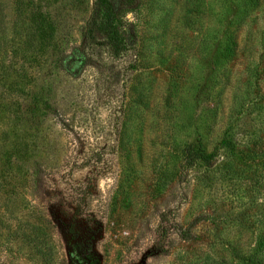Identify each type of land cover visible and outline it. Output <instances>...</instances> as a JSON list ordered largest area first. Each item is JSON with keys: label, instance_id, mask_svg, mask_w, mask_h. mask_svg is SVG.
<instances>
[{"label": "rangeland", "instance_id": "1", "mask_svg": "<svg viewBox=\"0 0 264 264\" xmlns=\"http://www.w3.org/2000/svg\"><path fill=\"white\" fill-rule=\"evenodd\" d=\"M91 8L0 0V264H264V0Z\"/></svg>", "mask_w": 264, "mask_h": 264}, {"label": "trees", "instance_id": "2", "mask_svg": "<svg viewBox=\"0 0 264 264\" xmlns=\"http://www.w3.org/2000/svg\"><path fill=\"white\" fill-rule=\"evenodd\" d=\"M140 0H92L90 16L82 27L83 43L88 48L105 46L114 57L129 48V42L118 29L123 18L134 11ZM198 161L210 163L202 147H188L183 154L182 166L192 167Z\"/></svg>", "mask_w": 264, "mask_h": 264}]
</instances>
